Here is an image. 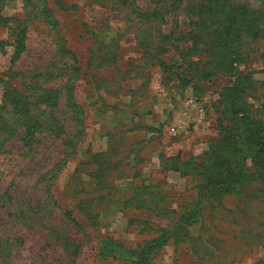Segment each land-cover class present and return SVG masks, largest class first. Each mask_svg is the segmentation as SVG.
I'll return each instance as SVG.
<instances>
[{
    "label": "rangeland",
    "instance_id": "1",
    "mask_svg": "<svg viewBox=\"0 0 264 264\" xmlns=\"http://www.w3.org/2000/svg\"><path fill=\"white\" fill-rule=\"evenodd\" d=\"M28 1L9 0L0 12L26 28L25 51L12 62V38L0 26V102L4 92H59L53 127L81 133L75 157L56 171L64 136L39 132L28 150L21 129L6 133L0 264H139L144 246L206 194L201 174L212 169L219 139L231 157L219 120L220 94L232 79L210 69L218 59L208 38H192L216 27L209 15L210 31L191 25L202 19L187 8L199 0ZM234 4L264 9V0ZM190 30L179 45L156 51L159 35L174 41ZM61 43L72 55L59 54ZM241 46L244 102L264 125V41ZM67 92L81 124L66 108ZM93 154L101 173L89 164ZM244 171L232 194L201 201L187 237L154 250L145 264H264V177L249 158Z\"/></svg>",
    "mask_w": 264,
    "mask_h": 264
},
{
    "label": "trees",
    "instance_id": "2",
    "mask_svg": "<svg viewBox=\"0 0 264 264\" xmlns=\"http://www.w3.org/2000/svg\"><path fill=\"white\" fill-rule=\"evenodd\" d=\"M9 0H0V12L3 5ZM179 1V0H178ZM235 0H199L196 3H190L187 11H195L197 18L202 20L191 24L197 26L200 30L210 31L212 26H205V16H210L211 23L216 27L215 32H208V36L201 37L192 36L195 34L193 30L178 36L174 39L173 35H159V44L156 51L166 52L169 43L170 47H175L184 41L188 35L193 39H198L202 43L205 38H208L209 48L216 52L218 59V67L209 65L212 72L226 74L232 79L229 86L225 87L220 94V104L223 106L222 115L224 120H219L220 133L223 140V146L231 147V157L226 158L221 153L218 140V152L215 153V158L211 159L210 171L206 170L201 174L205 179L204 190L206 194H201L199 201L193 204L188 212L183 213L179 220L174 223L169 230L163 231L156 239L148 242L142 250V254L137 257L136 263L145 264L149 255L170 240L181 242L180 236L187 237L188 234L184 227L190 226L201 218L200 204L202 200H207L211 197H222L230 195L235 191V188L241 184L246 174L244 171V161L249 158L252 165L261 176L264 177V125L256 119L250 111L248 105L244 102V84L249 81L248 75H243L238 72L237 67L243 63L242 46L246 39L252 41H264V9L252 10L247 4L235 5ZM26 4L29 1L25 0ZM172 3V10L174 5ZM0 26L6 27L9 30L12 42L10 46L13 48L12 62L17 61L21 54L25 51L26 28L25 20L18 18H3L0 13ZM175 42V43H174ZM3 43H0V47ZM6 45V44H5ZM205 45V43H204ZM138 46L145 51L148 50L146 44L139 43ZM59 54L62 57L72 55L65 49L63 43L60 44ZM184 56L180 54L179 61H183ZM216 61V60H215ZM160 67L169 68L165 62L158 59ZM176 65H179L175 62ZM78 73V68L73 69ZM208 76V75H206ZM71 92H67L66 108L74 114L73 118L78 125L82 123L80 119V108L74 101ZM59 92H4L0 102V148L3 146L9 132L15 135L16 130L21 129L20 141L22 146L31 149L33 143L36 142L34 136L39 132H48L55 138H62V157L54 166V170L63 168L66 163L75 157L76 143L79 140L81 132L76 134H67L64 132L63 126L55 129V119L52 114V109L57 103ZM43 106V107H41ZM49 110V112H48ZM51 111V112H50ZM43 116H47L46 120ZM48 120V121H47ZM225 122V125H223ZM55 129V130H54ZM97 154H93L89 164L95 166V172L101 173L102 166L98 162ZM93 159L95 161H93ZM53 171V170H52ZM183 232V234H180Z\"/></svg>",
    "mask_w": 264,
    "mask_h": 264
}]
</instances>
